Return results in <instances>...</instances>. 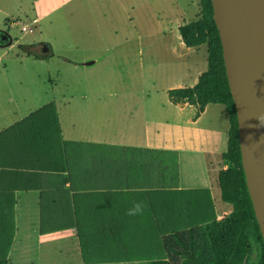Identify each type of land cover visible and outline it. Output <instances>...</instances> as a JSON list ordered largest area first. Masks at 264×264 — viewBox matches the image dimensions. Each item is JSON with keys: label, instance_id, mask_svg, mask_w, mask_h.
Listing matches in <instances>:
<instances>
[{"label": "rangeland", "instance_id": "374dc122", "mask_svg": "<svg viewBox=\"0 0 264 264\" xmlns=\"http://www.w3.org/2000/svg\"><path fill=\"white\" fill-rule=\"evenodd\" d=\"M171 1L173 2L164 0L160 7L152 3L151 18L142 19L148 21L145 26L142 21L135 18L134 24L136 30H139L137 34H132L133 28L125 22L115 41L103 42L102 49L79 52L69 51L63 37H59L51 28L42 30V23L47 24L49 20L39 24L40 29L32 25L29 14L18 13L14 4H4L0 8L8 15L2 13L0 9V30L9 36L16 47L13 50L0 49V55L6 51L0 61V99L2 102L6 97L8 120L13 118L11 111L12 114L19 116L30 108L35 110L41 101H51L52 98L62 95L100 91L107 94L108 100L114 101L124 92L147 89V84H153L148 78L155 73L156 68H150L149 73L147 72L150 55L145 44L153 43V38L148 34L153 30L151 27L154 26V17L178 7L173 5L171 9ZM180 1L184 6L189 3V0ZM193 1L196 5V19L199 20L200 3L198 0ZM76 19L79 22L78 18ZM23 24L32 25L33 32L22 33ZM1 31L0 41L4 40ZM40 34L53 46L55 51L53 57L38 60L39 62H33L31 59L12 60L16 54L22 55L17 46L37 45L43 40ZM128 48L131 49L130 55L127 52ZM139 48L144 49V54L138 60L136 54ZM58 55L68 56L67 58L72 59V64L64 63ZM85 60L97 61L86 69L79 67L73 70V64L81 66L79 64ZM140 61L144 65H140ZM141 72L143 75L140 77ZM5 79L13 82L19 79L22 84L18 87L6 86L2 83ZM135 80H138V84ZM117 92L121 93L115 94ZM29 94H33L34 97H30ZM8 96H12L15 102L8 101ZM24 97L31 98L30 102H23L21 99ZM32 121L34 120L27 119L23 122V127L27 131L23 132L22 140L12 144L19 149V155L26 157L27 161L33 164L32 169L20 166L23 174L17 178L20 179L22 188L16 186V189L21 192L30 188L29 182L32 180L27 178L26 173H29L27 170H36L43 174V179L38 182L37 197L40 206L36 218L31 223L32 228L27 218L23 223L22 211L16 213L10 207L0 211V257H5L8 264H16L14 254L10 256L9 251L14 250L21 240H25L27 244L23 246L26 249L20 251L24 255L17 264L34 263L39 257L32 255L33 249L34 252L38 250L42 257L48 258L47 256L59 250V247L69 245L70 239L78 246L87 262L122 264L157 262L163 260V236L199 224L221 222L226 215L218 210L222 204L217 191L204 195L202 192L178 190L175 182L176 169L170 162L168 152L139 156L135 151L128 149L91 147L80 149L77 154H70L62 143L53 141L49 137L50 134L43 132L41 127L28 131V123ZM198 126L206 130L211 126L217 128L222 138L223 145L212 160L214 166L212 174L230 168L231 164L222 158L226 151L229 126L224 106L220 104L212 106ZM15 129L9 131L8 142H14L12 137L18 134L15 133ZM191 160V164H195L198 162V156L183 154L184 182L188 180L187 175L190 173L187 161ZM143 169L148 176L141 179L140 173L144 171ZM48 187L52 189L50 191L52 195L44 196L47 193L44 189ZM136 202L144 205L142 213L127 215L126 212ZM9 203L10 198L7 199L6 205ZM225 205V212L231 211V205L226 203ZM243 235L242 228L235 247L237 252H234V260L229 264L244 262Z\"/></svg>", "mask_w": 264, "mask_h": 264}, {"label": "crops", "instance_id": "0c3cea01", "mask_svg": "<svg viewBox=\"0 0 264 264\" xmlns=\"http://www.w3.org/2000/svg\"><path fill=\"white\" fill-rule=\"evenodd\" d=\"M178 1L180 4L176 0L171 1V9L173 5H178L175 10L154 17V26L151 27L153 30L148 34L153 38V43L145 44L150 55L147 72L149 73L150 68L154 67L156 71L148 78V81L153 84H147V89L124 92L114 101L108 100L107 94L100 91L62 95L52 98L51 101H41L35 110L30 108L19 116L12 114L11 111L13 118L9 120L6 97L2 102L0 99V211L7 207L16 213L22 211L24 213L21 215L23 223L27 218L32 228L31 223L39 210L38 182L43 179V174L36 170H27L29 171L26 173L27 178L32 180L29 182L30 188H27V191L21 190V192L16 189V186H22L20 179L17 178L18 175L23 174L20 166L24 165L32 169L33 165L32 162L27 161L26 157L19 155V149L12 145L23 139V132L27 131L23 127V122L27 119L34 120L28 123V131L41 127L43 132L50 134L49 137L53 141L62 143L70 154H77L80 149L91 147L128 149L135 151L139 156L160 155L162 152H168L170 162L176 169L175 182L179 191L202 192L204 195L217 191L220 200L221 194L217 181L219 171L212 174L214 167L212 160L223 145L222 138L217 128L211 126L206 130L198 126L210 108L218 104L207 105L198 115L194 106L174 104L168 96L169 90L194 87L199 76L207 69V47L205 45L186 47L179 32L180 27L197 20L196 5L193 0H189L185 6L180 0ZM152 3L160 7L164 0H0V7L4 4H14L18 13L29 14L32 25L40 29L41 23L49 20L47 24L42 23V30L51 28L57 32L59 37H63L69 51L79 52L102 49L103 42L115 41L125 22L133 28L132 34H137L139 30H136L135 18L142 21L145 26L148 21L142 19L151 18ZM1 12L8 15L5 10L1 9ZM32 25H29L31 33L33 32ZM1 32L4 40L0 41V49L13 50L16 48L9 36ZM41 34L39 36L43 40L37 45H30L29 53L23 49L28 45L17 46L22 55L16 54L15 59L12 60L31 59L33 62H39L53 57L55 55L53 46ZM44 47H47L45 53L43 52ZM127 52L130 55L131 49L128 48ZM5 54L6 51L0 55V61ZM143 54L144 49L139 48L136 54L138 60ZM158 55L159 58H157ZM58 57L64 63L72 64V59L67 58L68 56L58 55ZM96 61L85 60L79 64L81 66L73 64L72 68L73 70L79 67L86 69ZM139 64L144 65L142 61ZM142 69H144L143 66ZM142 73L139 74L140 77ZM135 82L138 84V80ZM2 83L6 86L18 87L22 81L18 79L13 82L5 79ZM141 83L144 84L142 81ZM119 93L121 92L115 94ZM29 96L34 97L33 94ZM7 99L12 103L15 102L12 96H8ZM21 100L29 103L31 98L24 97ZM12 128H16L15 133L18 134L12 137L14 142H8V133ZM183 154L198 156V162L195 164H191L192 160L187 161L190 173L185 182L182 179ZM16 165H18L17 168ZM147 176L145 170L140 173L141 179ZM51 190L50 187L44 189L47 192L44 196L52 195ZM8 198H10V203L6 205ZM220 202L222 205H219L218 210L224 212L225 217L229 216L232 209L225 212L226 205L221 200ZM24 241H19L17 247L9 251L10 256L14 254L16 264L18 260L23 259L24 254L20 251L26 249L23 247L27 244ZM68 242L69 245L59 247V250L55 249L56 252L53 251L47 256L48 258L42 257L38 250L34 252L33 249L32 255L39 258L31 264H122L87 262L78 246L71 239ZM145 264L169 263L163 259Z\"/></svg>", "mask_w": 264, "mask_h": 264}, {"label": "trees", "instance_id": "16d2710c", "mask_svg": "<svg viewBox=\"0 0 264 264\" xmlns=\"http://www.w3.org/2000/svg\"><path fill=\"white\" fill-rule=\"evenodd\" d=\"M199 3L201 18L180 27L179 32L186 47H207V69L194 87L169 90L168 96L174 104L187 103L196 107L198 115L207 105L224 106L229 126L222 158L231 167L220 170L217 181L221 200L231 205L232 212L221 222L199 224L163 236L162 259L169 264H229L234 260L236 243L243 228V264H264V243L245 182L237 114L226 76L223 48L213 19L211 0H199ZM30 48L23 47L27 53ZM240 251L243 252V249L240 248ZM2 257L0 264H8Z\"/></svg>", "mask_w": 264, "mask_h": 264}, {"label": "water", "instance_id": "95a60500", "mask_svg": "<svg viewBox=\"0 0 264 264\" xmlns=\"http://www.w3.org/2000/svg\"><path fill=\"white\" fill-rule=\"evenodd\" d=\"M211 5L237 114L247 191L264 243V0H211Z\"/></svg>", "mask_w": 264, "mask_h": 264}, {"label": "clouds", "instance_id": "9594fccd", "mask_svg": "<svg viewBox=\"0 0 264 264\" xmlns=\"http://www.w3.org/2000/svg\"><path fill=\"white\" fill-rule=\"evenodd\" d=\"M144 205L141 202L134 203L133 207L129 209L126 214L129 216H134L142 213Z\"/></svg>", "mask_w": 264, "mask_h": 264}, {"label": "built area", "instance_id": "2783aa9c", "mask_svg": "<svg viewBox=\"0 0 264 264\" xmlns=\"http://www.w3.org/2000/svg\"><path fill=\"white\" fill-rule=\"evenodd\" d=\"M35 23V22H34ZM21 32L22 33H27V32H31V27L29 25H22L21 26Z\"/></svg>", "mask_w": 264, "mask_h": 264}]
</instances>
